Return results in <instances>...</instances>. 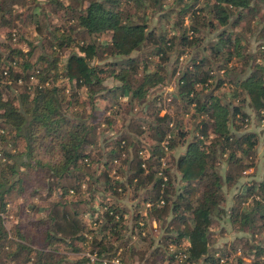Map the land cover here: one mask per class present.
<instances>
[{"label": "trees", "instance_id": "trees-1", "mask_svg": "<svg viewBox=\"0 0 264 264\" xmlns=\"http://www.w3.org/2000/svg\"><path fill=\"white\" fill-rule=\"evenodd\" d=\"M36 2L0 0V27L6 29L8 41L1 44L5 54L0 51V264H87L88 253L98 258L90 264H106L104 258L116 257L122 264H139L137 258L153 264V256L157 264H231L228 251H220L224 260L216 255L219 250L211 236L214 222L224 217L236 230H249L253 242L248 264H264V179L246 182L242 191L233 194L228 216L224 208V186H236L256 156L258 137L249 129L245 102L258 117V125L264 118V0ZM156 12L163 24L149 28V13ZM40 14L47 20L40 21ZM18 18L35 26L33 32L46 48L43 53L38 54L36 45L21 34L14 23ZM254 27L260 29L261 41L247 51L244 33ZM210 34L213 40L207 42ZM142 48L149 50L140 60L131 55ZM66 51L70 53L65 57ZM110 56L120 61L92 63L94 58ZM233 62L248 70L245 77L234 76ZM108 75L119 82L108 89L115 99L123 98L126 105L144 101L141 113L148 118L131 116L113 140L102 131L104 147L100 131L89 120ZM172 78L176 90L170 97L178 110L176 115L167 111L161 115L163 106L149 99L151 90L163 88ZM71 80L77 88L84 87L88 101L72 91ZM223 86L226 90L219 96ZM116 105L119 109L117 101ZM186 114L190 118L185 120ZM113 118H104L107 129ZM195 119L202 138L195 135L186 142L187 126ZM143 136L152 143L141 142ZM178 144L187 146L173 165L172 151ZM102 156L109 167L97 175L92 166ZM162 156L168 161L165 181L158 175ZM223 157L226 167L220 173L217 167ZM19 158L24 161L18 163ZM170 159L181 175L178 181ZM112 167L127 174L125 181L110 175ZM23 168L40 172L49 193L56 190L59 199L39 207L41 215L35 219L31 212L40 205L22 203L26 216L8 230L4 216L10 195L23 188L17 177ZM88 179L101 183L100 195L91 187L83 189ZM128 189L142 204H135L133 215L114 198ZM93 199L97 206L91 205ZM160 199L163 205L158 204ZM145 202L151 206L143 216ZM153 217L158 224L165 222L160 224L165 225V242L158 241L180 246L184 260L177 262L173 254L167 255L160 243L150 256L144 250L138 257L132 238L150 249L154 238L148 218ZM34 236L43 239L41 247L34 246ZM62 247L73 254L64 253ZM235 259L237 264L243 262L241 256Z\"/></svg>", "mask_w": 264, "mask_h": 264}, {"label": "rangeland", "instance_id": "rangeland-1", "mask_svg": "<svg viewBox=\"0 0 264 264\" xmlns=\"http://www.w3.org/2000/svg\"><path fill=\"white\" fill-rule=\"evenodd\" d=\"M44 2V0H37L36 3L38 4H42ZM171 4V3H169ZM28 5H32V3H29ZM19 9H22V11H26V9L24 7H19ZM264 10V7H263ZM262 10V11H263ZM25 13V12H23ZM59 14V12H58ZM149 17H150V21H149V28H159V13H149ZM38 18L40 19V21H43L44 19H46L44 17V14H40L38 16ZM47 20V19H46ZM248 20V18L243 19L239 26L237 27V29H240L245 22ZM14 23L16 25H18L21 29L20 32L21 34L23 33V35H25L28 39L29 42H31L33 45H36V51L37 53H43L45 51L44 47H42V41L41 39H38L35 35V33L33 32L35 26L32 25V22L29 20H27L25 23V25L22 23L21 19H15ZM161 24H163V22H160ZM253 28V26H252ZM5 32L6 29H2L0 27V51L2 53L5 54L4 48L3 46H1V44L3 43H7V39L5 37ZM260 29L254 27V30L249 31V32H245L244 33V38H245V45H246V50L247 51H253L256 47V45L261 41L260 39ZM208 40L207 42L213 40L212 34L207 36ZM26 49V47L24 48ZM149 49L148 48H142L139 51H135L133 52L131 55L133 57H137V59H141V55L144 52H147ZM77 50L75 49V52ZM70 52L66 51L64 53V56L66 57ZM114 61H120L118 60L117 57H108L104 60H97L96 58H94L92 60L93 64H97V65H103L105 63H109V62H114ZM234 63V62H233ZM235 69L232 70V72L234 73V76L238 77V78H243L245 77V75L247 74V69L242 70L241 66L242 64L240 62H235ZM108 68H110L108 66ZM69 87L72 89V91H76L79 92L80 96H86L85 94V89L84 87L82 88H77L75 85V81L71 80L69 82ZM119 82L113 78V76H106L104 81H103V86H104V90L101 92L100 95H98L97 99L95 100V112H94V117H91L89 120L90 125L96 127L98 129V131H100V139L102 140V146H104L105 144H103L104 140L106 138L105 135H110V137L112 138V140L114 139V135L117 134L119 132V130L121 131L122 128H124V126L126 125V123H128L129 119L131 116H144L145 118H148L147 115H143L141 113V104H143L144 101H134L133 104L130 105H126L123 98L118 97L115 99L114 97V93L112 91H108V89L114 88V86L118 85ZM176 90V82L175 79L172 78L169 81V84L164 85L163 88H157V89H152L151 90V95L149 97V99L151 101H155L154 103L156 104V106H159L161 104L162 110H161V114H164L165 111L170 112L172 115H176L177 112V106H176V101L171 99L170 94H172L174 91ZM226 90V86L221 87L217 94L220 96L222 92H224ZM86 100L88 101V98L85 97ZM116 101L120 104L119 109L116 107ZM119 110V112H118ZM244 110L245 112L248 113L249 118H250V123H249V129L256 132L257 133V137H258V144L256 146V156H255V160H254V165L247 169L245 171V180L243 182V185L246 182H253L254 184L262 181L264 179V120L260 123V125L257 124V116L253 113L252 109L249 108L248 103L245 102L244 104ZM117 111V113H115ZM89 113V112H88ZM179 115V113H177ZM114 117L111 123V129H107L106 126H104V118L106 117ZM183 117H185L184 119H189L190 116L189 115H183ZM198 123V119L196 120H190V123L188 124L187 128H188V134L185 137L186 142L187 140H190L191 138H193V136L197 135L198 137H200L201 135H199V133L197 132L198 130H195L196 125ZM104 131H106L105 135H103L102 133ZM106 141V140H105ZM144 143H152V140L149 137H144L142 138V141ZM107 144L109 145V142L107 141ZM186 146L187 144H178L174 147L173 151H172V160L173 162L169 161V165L170 168L173 171V174L176 178V180L178 181L180 179V173L177 172L174 163V161L178 158V156L180 154H182L185 150H186ZM105 147V146H104ZM103 147V148H104ZM106 149H108L110 146L106 145ZM97 157V154H96ZM18 163H20L21 161H24V158H19L17 159ZM106 161V158L104 156L101 157L99 162H96L93 164L92 169L94 171L95 174H100L101 170L104 167H109L106 164H104L103 162ZM167 161V160H166ZM225 157H223L221 159V163L219 164L218 171H220V173H223L225 166ZM168 162V161H167ZM166 162V167L168 166ZM171 162L173 163V165L171 164ZM124 169L127 168L126 165L123 166ZM117 177L115 176V179H121L124 180L126 179L127 174H125L124 172H122L120 169L117 172ZM17 177H20V180L22 182L23 188L20 189L19 191H15L10 195V204H9V212L4 216V226L6 229H10L15 222H17L19 219H23L27 213V210L23 209V204L25 202L28 203H35L38 204L40 206H36L34 210H32L31 212V218L35 219L37 218L38 215H41L38 211L39 207H48L50 206V203L54 200L59 199V195L56 192V190H53L52 192L49 193V189H48V184L47 181L45 182L44 180L41 179L42 174L38 171H30L27 168H23L21 170V173H19V175H17ZM114 177V176H112ZM100 182H94L90 179L83 181V189H88V187H91V189H93L96 193L99 192L98 188L100 186ZM97 185V186H96ZM235 186L231 187V188H227L226 186H224V191H225V195H226V201L224 203V208L226 210V215L228 216V211L230 208L231 204H234V199H233V193H235ZM99 194V193H97ZM103 196L106 195L105 193H101ZM100 195V194H99ZM134 197V192L130 189H128L125 194L123 196H115V199L117 200L118 204H124L127 205L126 207L128 208V211L130 212L129 215H133L135 213V204L139 203L141 204V200L139 197ZM71 198V197H68ZM62 201H65V197L61 198ZM250 201V198L247 199L246 202H244V204H248ZM91 205L97 206L98 205V200L93 199L91 200ZM139 210V209H138ZM258 223V222H257ZM261 223V222H259ZM148 228L150 231L151 236L154 238V242L152 244V246L149 248L146 247V243L142 242L141 240H139L138 238L134 237L132 238V241L134 243V249L137 250L140 254L138 255V257H141L144 252L146 251L145 254H149L150 251H153L158 243L161 244V246H163V249L165 250V253L168 255V245L171 244L170 242L167 243H161L165 242L164 238L162 239V237L165 234V225H160V224H165V222H162L160 224H158L155 220V218H148ZM129 228L131 227V221H129L128 223ZM172 234V233H171ZM135 236V235H134ZM216 241L215 243V248H217L219 251L216 253V255L218 257H220V259L224 260L225 258L221 256L220 251L222 250H226L229 253V260H231V264H237V261L235 259L236 256H241L242 257V263L241 264H248L250 263V256L247 254L249 247L252 245L253 240H250V233L249 230L246 232H241L236 230L235 228L232 227V225L230 224V222L227 220L226 217H224L223 219L219 220V221H215L213 224V232L211 235ZM34 246L39 248L43 245V239L39 236H34ZM159 239H161V241H158ZM148 249V250H147ZM162 249V248H161ZM61 251H63L64 253H68L70 255H72L73 253L71 251H69L68 249L66 250L65 247H62L60 249ZM145 250V251H144ZM144 251V252H143ZM151 254V253H150ZM145 257H148V256ZM245 255V256H244ZM144 257V258H145ZM143 258H137V260L135 261V263H139V264H145L143 262ZM154 261V263L157 264V257L153 256L150 258V262ZM153 263V264H154ZM229 263V261H228ZM167 264H171V263H167ZM193 264V263H192Z\"/></svg>", "mask_w": 264, "mask_h": 264}, {"label": "built area", "instance_id": "built-area-1", "mask_svg": "<svg viewBox=\"0 0 264 264\" xmlns=\"http://www.w3.org/2000/svg\"><path fill=\"white\" fill-rule=\"evenodd\" d=\"M3 74H6V72L4 71ZM31 80L34 81V77H31ZM18 82L21 83V80H18ZM171 97H173V96H171ZM171 99H172V98H171ZM192 106H194V104H193ZM186 115H187V114H186ZM263 115H264V114H263ZM263 117H264V116H263ZM263 120H264V118L261 119V122H262ZM168 137H170V136H168ZM200 138H202V136H200ZM165 142H166V141L162 142V145H164V150H165L166 152H168V146L165 144ZM139 154L142 155V156L144 155L143 151H139ZM166 154H167V153H166ZM0 155H1V153H0ZM166 160H167V159H166V156H162V157L160 158L161 169L159 170L158 175L162 176L163 181L167 180V176L164 174V169L166 168V162H167ZM113 163L116 164V163H117V159H116V160H113ZM144 166H145V165L142 164V167H144ZM117 174H118V173H117V171H116V168H115V167H112L111 172H110V175H111V176H114V177H115V176L117 177ZM158 204H159V205H163V204H164V200H163V199H160L159 202H158ZM150 206H151V203H150V202H145V203H144V207H143L142 210L140 211L141 214H142L143 216H146V215H147V209H148ZM139 224H140V225H143L142 221H139ZM142 234H144V232H143ZM168 252H169L170 255L173 254L172 257H174L175 260H176L177 262H181V261L184 260L185 257H186V254H185L184 250L181 249L180 246H176V245L173 244V243H171V244L168 245ZM87 257L89 258L87 264H90V263H92L93 261L98 260V258H97V256H96L95 254H90V253H88V254H87ZM103 262L106 263V264H122L121 261H120L117 257L114 258V259H112V260H108V259L104 258Z\"/></svg>", "mask_w": 264, "mask_h": 264}, {"label": "crops", "instance_id": "crops-1", "mask_svg": "<svg viewBox=\"0 0 264 264\" xmlns=\"http://www.w3.org/2000/svg\"><path fill=\"white\" fill-rule=\"evenodd\" d=\"M160 114H161V112H160ZM161 115H162V114H161ZM209 134H210V136L213 135L211 131L209 132ZM244 180H245V177H243V178L240 180V182L235 186V187H236V188H234V189H235V193H237V192L243 190V188H244V187H243V182H244ZM233 194H234V193H233Z\"/></svg>", "mask_w": 264, "mask_h": 264}]
</instances>
